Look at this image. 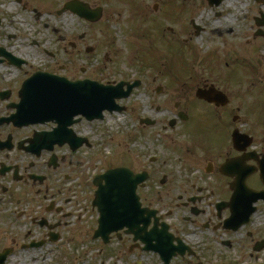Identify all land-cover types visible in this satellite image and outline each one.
<instances>
[{
	"label": "flooded vegetation",
	"instance_id": "af4514ba",
	"mask_svg": "<svg viewBox=\"0 0 264 264\" xmlns=\"http://www.w3.org/2000/svg\"><path fill=\"white\" fill-rule=\"evenodd\" d=\"M11 1V6H17V13L14 14L15 9L0 13V264H264V184L260 175L264 133L240 128L246 121L236 115L237 109L232 105L202 101L198 105H174L172 117L165 124L150 117L137 119L139 133L147 131L150 136L159 125L157 133L181 129L185 138L181 152L185 172H162L153 167L156 159L151 156L144 161L138 159L136 167H129L134 173L145 175V181L136 189L141 208L146 210L145 217L149 216L145 230L154 228L156 233L165 235L153 238L152 244L165 245L167 262L157 251H144V244L134 239L136 226L141 228V223H133L131 230H113L104 240L93 237L97 219H92L90 224L94 225L85 231L90 242L96 243L89 247L90 260L68 253L66 235L72 233L77 238L79 233L78 178L83 164L78 155L91 147L89 137L78 125L90 122L81 118L66 128L54 119L23 118L21 103L26 81L36 74L47 73L70 81L83 79L76 77L75 72L78 44L71 35L61 36L54 27L50 29L57 36L54 48L46 49L45 40L37 37L28 41L25 31L5 24V19L14 22L25 14L36 24L41 14L34 7L23 5L22 0ZM165 3L163 7L156 3L151 11L145 4L135 8V22L149 25L136 29L139 34L135 54L139 60L167 63L177 58L191 63L199 58L197 48L185 47L183 43L197 37L202 38L201 42L204 39L207 44H215V53L208 56L221 55L219 42L228 39L244 41L247 49L257 47L261 56L264 0ZM149 15L155 18L152 23ZM167 20H180L183 27L176 31L167 26ZM43 27L49 29L46 23ZM82 39L84 35L79 37ZM86 70L83 68L82 72ZM211 85L219 89L215 81L203 80L194 91ZM155 110L158 112L159 108ZM249 119L264 131V111L262 118ZM236 129L251 138L244 149L233 145L231 135ZM219 130L230 145L225 153L217 152L209 142ZM78 138L86 140L79 148ZM245 141L242 139L240 146ZM229 159H235L249 174L238 176L222 169ZM237 180L244 181L245 188L235 189ZM88 194H94V190ZM232 196L239 199L232 200ZM90 207L89 216L94 218L92 203ZM74 218L75 226L70 231V220Z\"/></svg>",
	"mask_w": 264,
	"mask_h": 264
},
{
	"label": "rangeland",
	"instance_id": "374dc122",
	"mask_svg": "<svg viewBox=\"0 0 264 264\" xmlns=\"http://www.w3.org/2000/svg\"><path fill=\"white\" fill-rule=\"evenodd\" d=\"M69 1L72 0H22L23 5L26 4L30 9L34 7L36 12H40V20L34 24L27 15L21 14L14 22H10V18L7 17L5 24L8 23L20 31H25L28 41L33 37L45 40L43 47L46 49L57 46V36L51 32V27L57 28L64 38L71 35L78 44L75 70L78 78H88L100 83L120 80L140 81L139 86L129 97L117 101L124 110L112 114L104 113V118L100 121L84 122L78 125V129L90 138L91 147L82 149L78 155L83 164V167L79 168L78 178V211L76 213L80 217L77 222L78 237L74 238L70 233L66 235V238L69 254L78 258L86 256L90 260L89 247L96 246V243L90 242L85 231L90 225H94V223L90 224L94 218L89 216L92 214L90 207L92 196L88 194V191L94 189L91 182L95 174L124 164L136 167L139 164L138 159L144 161L150 156L156 159L153 167H159L162 172L173 171L177 174L185 172V163L181 159L185 138L181 134V129L172 132L168 129L157 133L156 130L160 129L158 125L149 136L147 131L144 133L137 131L139 117H150L161 120L162 124H165L166 120L172 117V108L175 104L198 105L194 97L195 85L203 80H209L215 81L217 87L227 94L230 99L229 105L235 107L236 114L246 121L240 128H250V131L258 134L264 133L260 125H255L249 119L263 117L264 110L261 106L264 105V44L259 45L261 48L259 57V49L245 48L244 41L232 39L221 41L219 44L222 47V53L217 54V58L215 55L208 56L215 53L213 52L215 44H207L204 39L201 42L202 38L197 37L183 43L185 47L195 46L196 53L199 55L198 59L188 63L189 67L186 64L183 66L182 62L176 60L177 58H172L167 63H159L158 60L155 64L149 63L139 60L135 54L138 28L149 27L145 22L141 25L135 22V7L138 4H145L151 11L156 3H160L162 7L165 6L166 0H80L88 4L90 8L103 9L102 19L95 24H90L68 11L59 15L55 12ZM11 2V0H0V13L6 12ZM173 2L180 5L181 0H173ZM12 7L16 14L17 6L12 5ZM160 11L159 9L158 13ZM20 17L22 19H19ZM148 19L149 23L155 20L152 15H149ZM43 23H46L49 29H44ZM165 23L176 31L183 27L180 20ZM82 34L84 39L79 40ZM86 47H94V52L86 54ZM161 52V55H165L164 51ZM62 58L65 63L64 53ZM147 64H152V67H146ZM83 68L87 70L82 72ZM197 71H204L205 74H196ZM166 72H168L167 76H165ZM189 75L192 77H188ZM157 87L162 88L159 94L156 93ZM156 107L159 108L158 112L155 110ZM248 109L253 112L251 116H248ZM117 115L123 119L121 122L118 121ZM209 142L217 152L225 153L230 147L221 130L210 138ZM201 150H203L202 147ZM204 151H206L205 148ZM95 213L96 211L93 212ZM75 219L77 218L70 220V231L74 229ZM69 254L65 256L70 258Z\"/></svg>",
	"mask_w": 264,
	"mask_h": 264
},
{
	"label": "water",
	"instance_id": "95a60500",
	"mask_svg": "<svg viewBox=\"0 0 264 264\" xmlns=\"http://www.w3.org/2000/svg\"><path fill=\"white\" fill-rule=\"evenodd\" d=\"M66 7H71L81 17L87 19L96 20L100 17V9L89 11L81 4H73V6L68 4ZM123 84L125 83L112 87L89 81L68 82L64 79L40 76L30 84V89L23 98V105L27 114L34 117L45 115L65 122L75 115H83L90 120L102 118L104 110L110 112L118 110L115 100L127 97L136 85V83L128 85L127 90L123 91ZM196 96L215 102L217 105L227 103L226 96L212 88L208 91L198 90ZM233 135L235 136L236 132ZM234 139L236 142V138ZM229 165L231 166V163ZM234 165L236 171L241 172L238 164L234 163ZM102 180L105 181L104 186L101 185ZM137 181L128 170L120 168L95 178L94 183L98 186V190L93 204L100 213L99 230L106 231L107 223L131 218L134 211L139 210L138 198L135 195ZM150 236L151 233L148 234V237ZM150 249L152 247L146 248V250Z\"/></svg>",
	"mask_w": 264,
	"mask_h": 264
},
{
	"label": "bare ground",
	"instance_id": "6f19581e",
	"mask_svg": "<svg viewBox=\"0 0 264 264\" xmlns=\"http://www.w3.org/2000/svg\"><path fill=\"white\" fill-rule=\"evenodd\" d=\"M7 9H13V7L11 5H9ZM117 119L119 122H121L123 120V119H121V116H118V115H117Z\"/></svg>",
	"mask_w": 264,
	"mask_h": 264
}]
</instances>
